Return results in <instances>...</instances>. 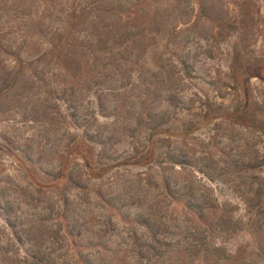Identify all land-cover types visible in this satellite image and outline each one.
Wrapping results in <instances>:
<instances>
[{
	"label": "rangeland",
	"instance_id": "374dc122",
	"mask_svg": "<svg viewBox=\"0 0 264 264\" xmlns=\"http://www.w3.org/2000/svg\"><path fill=\"white\" fill-rule=\"evenodd\" d=\"M71 2L0 0V36L12 47H23L22 62L33 60L46 45L25 15L39 19L42 29L56 30L64 27ZM242 8L251 20L241 25ZM141 11L146 24L155 14L165 23L147 27L154 41L146 39L142 48L118 55L129 62L130 79L111 69L91 71L88 59L78 68L74 57L64 64L65 73L50 70L44 89L27 92L29 103L5 113L7 105L0 107V203L8 202L27 220L31 241L30 247L18 245L0 212V264H29L27 255L35 252L42 256L40 264H138L132 241L149 237L137 224L144 216L162 224L168 252L142 264H264V225L257 226L242 196L252 180L235 178L230 164L264 157V0H144ZM203 11L222 21L191 24ZM184 21L189 24L182 26ZM181 57L193 68L189 77L175 62ZM173 67L180 80L170 75ZM98 73L111 83L113 97L98 94ZM54 88L65 89L79 114L91 112L105 127L111 141L107 156L100 157L98 147L71 124L65 105L55 101ZM169 94L179 102L176 108L168 105ZM154 109L167 114L168 121L141 132L139 114ZM163 139L173 140L170 148L188 163L172 166L170 181L199 182L192 189L202 185L215 199L218 209L204 212L201 221L160 195L157 154L167 149L160 150L157 141ZM253 175L255 183L264 179V163ZM62 204L67 221L80 225L78 239L63 242L50 235L57 222L58 235H64L65 221L56 214ZM220 211L233 224L223 232L214 229ZM194 225L210 231L206 242L219 253L196 255L187 248Z\"/></svg>",
	"mask_w": 264,
	"mask_h": 264
},
{
	"label": "trees",
	"instance_id": "16d2710c",
	"mask_svg": "<svg viewBox=\"0 0 264 264\" xmlns=\"http://www.w3.org/2000/svg\"><path fill=\"white\" fill-rule=\"evenodd\" d=\"M14 2L16 5H20L18 0H14ZM143 2L144 0H72L70 7L64 15V27L56 30L42 29L43 23L41 24L39 19L36 18L34 20L30 14L25 15L26 20L34 22L33 28H37L38 31L37 38L46 45V49L33 60L22 62L21 53L23 47H12L5 36H0V58L2 59L0 61V107L7 105V107H4L2 113L21 108L19 104L29 103L27 92L31 90L36 92L41 88L44 89V80L48 77L50 70L64 72V64L70 63L74 57L79 60L76 64L78 68L83 60L88 59L92 65L91 71H95L96 69L99 71L111 69L112 74L114 73L116 76L120 74L119 76L123 80L130 79L132 72L131 69H128L129 62L118 58L119 54L125 53L130 47L141 46L142 48V43L146 39L154 41L155 37L147 27L157 26L158 28H162L165 23L162 16H159L158 21H156L155 17L157 14H155V17L150 19L148 24H146L145 16L141 11ZM241 10L237 21L242 25L249 22L251 17L245 8ZM203 12L194 17L191 24L193 23L194 26L197 23L211 25L213 22L222 21L218 17H212V15L206 14L205 11ZM38 24H40V27H38ZM188 24L189 21L181 23L182 26H187ZM211 31L212 29L207 31V33ZM217 35L219 39L224 38V35H221V33ZM7 61H10L11 64H9L10 62L7 63ZM175 62L181 67L183 75L189 77L193 68L187 63L185 57H181ZM173 70L175 72H171L170 75L176 81L180 80L181 77L178 75L175 67H173ZM105 79L104 76H99L97 78V81H99L97 86L99 87L95 89L102 96H104V92H111L112 96L114 89L111 87V83ZM22 82L28 83V85L24 86ZM21 83L22 85L20 86ZM46 87H49V85H46ZM124 87L121 88L123 89ZM53 92L57 94L55 101L65 105V109L68 111L67 118L71 124L81 129L83 138L86 141L98 147L100 157L107 156L108 146H110L111 141L109 138L106 139L104 135L107 131L105 127L96 124L91 112L79 114V108L67 96L65 89H55ZM167 102L172 108H176L179 103L176 102L175 95L173 94L167 96ZM97 107L99 112L103 113L105 111L103 104H99ZM46 109L48 112L51 111L50 107H44L45 111ZM32 113L36 114L37 110L33 108ZM168 118L167 114H161L156 109L145 113V115L140 113L138 117L141 126L140 130L145 133L155 131L164 125L168 121ZM173 142L171 139L157 141V146H160V150L163 147L167 149L163 154L161 151L157 154L159 166L163 174L161 180L162 192L160 195L163 196V199L166 197L172 202L181 203L190 216H195L196 220L201 221L204 212L217 210L218 206L215 199L212 198L211 191L206 187L199 185L200 187L197 189H192V183L198 184L199 182H184L185 184H182L174 180L170 181L171 175L167 172L172 171V166L183 167L188 164L184 156L175 153L170 148V144H173ZM245 159L247 158H240L230 162L235 168L232 174L235 178L249 177L252 180L249 182L247 189L242 193V196L244 204L252 213L254 222L257 223V226H262L264 225V179H260V181L255 183L253 181L255 180L253 173L264 163V157H261V159ZM258 160L259 162L256 163ZM166 163L171 167H166ZM222 176H226V173H223ZM163 202L161 201L160 203ZM63 204L62 207L56 209V214L65 221L62 231L64 235H58L60 222L56 223V230H52L50 235L57 237L59 241L63 242L66 241L67 237L71 240L78 239L81 235L80 225L78 222L67 221V211ZM0 212L4 215L5 225L12 232L16 243L20 246L26 244L30 247L31 241L26 237L27 233L30 232L27 220L12 210V206L8 202L0 203ZM49 220L51 221L52 219ZM137 224L150 233L147 240L142 241V243L132 241L135 242L133 244V252H135L138 264H142V261L150 262L155 259H163L168 252L166 250L168 246L161 238L164 235L162 224L154 221L149 216L140 217ZM232 226L230 217L220 211L214 229L223 232V230L225 231L224 228ZM209 233L210 231L194 225L190 233L189 231L187 233V248L195 252L194 254L196 255L219 253L220 249L209 246L206 242ZM27 259L30 262L29 264H40L42 256L35 252L34 254H28Z\"/></svg>",
	"mask_w": 264,
	"mask_h": 264
}]
</instances>
